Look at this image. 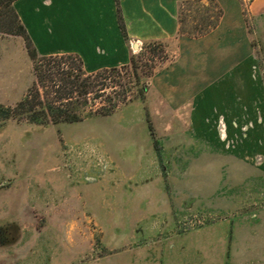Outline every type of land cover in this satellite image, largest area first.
I'll list each match as a JSON object with an SVG mask.
<instances>
[{
    "label": "rangeland",
    "instance_id": "374dc122",
    "mask_svg": "<svg viewBox=\"0 0 264 264\" xmlns=\"http://www.w3.org/2000/svg\"><path fill=\"white\" fill-rule=\"evenodd\" d=\"M212 1L218 3V0L186 3L181 15L189 14V9L191 13L196 7L201 10L212 8ZM250 1L240 0V4L256 56L253 62L258 83L251 96L247 93L250 84L244 87L242 82L244 77L239 80L233 74L231 80L237 102L252 105L248 111L254 112L253 118L228 120L227 126L222 118L216 120V149L187 153L184 176L179 175L173 183L165 182L167 211L163 206L154 205L153 184L150 185L151 197L141 193L133 195L132 192L118 195L117 199L112 196L110 184L114 185L115 180L132 183L127 176L137 173L134 166L149 147L156 145V151L146 157L155 165L153 172L161 171L165 177L167 171H178L180 159L177 155L181 153L171 146L184 143L186 137L163 134L166 121L156 117L153 111L151 114L146 111L144 115V99L138 98L133 101L141 104L122 103L109 115H92L74 122L36 124L17 116L0 117V193H22V179L31 177L40 179L38 187L46 200L65 191L59 187L51 189L53 185L48 179L54 177L58 182L73 185L74 181L92 173L104 186L103 193L101 189L98 192L103 199V209L115 212L112 215L113 231L133 223L150 224L154 228L149 239L166 237L170 244L169 264H183L182 258L188 253L194 257L192 264H264V172L255 166L264 165V11L252 14ZM166 43L162 52L149 57V65L159 68L172 58L173 42ZM31 70L21 37L0 32V104L13 106L24 96L32 81ZM130 80L131 74L124 70L112 79H106L109 86L96 98H93L94 93L90 94L92 97L83 109L95 108L105 101L106 95L117 97V92L132 84ZM144 80L147 85L149 77ZM114 81L117 84L113 85ZM184 122H173L171 129L184 126ZM115 164L123 165L122 173ZM64 219V216L23 219L0 216L5 241L0 242V255L8 250L7 245H13L28 225L53 223L57 227L53 249L55 264H130L125 248L103 246L96 230L88 247L70 250L73 263L64 261L67 252L61 231ZM86 223L90 228L96 227L92 220ZM113 243L119 244L118 241ZM162 255L165 264L166 254ZM2 256L0 264H12ZM36 260L23 264H42L35 263ZM18 262L15 264H22Z\"/></svg>",
    "mask_w": 264,
    "mask_h": 264
},
{
    "label": "crops",
    "instance_id": "0c3cea01",
    "mask_svg": "<svg viewBox=\"0 0 264 264\" xmlns=\"http://www.w3.org/2000/svg\"><path fill=\"white\" fill-rule=\"evenodd\" d=\"M179 1L118 0L127 38L117 22L115 0L13 1L18 17L40 54L71 53L79 57L85 72L125 64L130 52L138 50L143 40H165L169 45L170 41L173 42L172 58L149 78L143 106L147 114L153 111L156 117L166 121L163 134L186 137L184 143L171 146L181 153L177 155L180 159L177 161L178 171H167L165 177L161 171H152L155 165L146 157L154 152L155 145L146 149L134 166L138 174L127 176L132 183L115 180L114 185L110 184L114 199L130 192L151 197L150 185L153 184L154 205L163 206L165 211L169 209L165 182L173 183L179 175L184 176L187 153L216 149V120L222 118L227 126L228 120L253 118L254 112L248 111L252 105L249 107L245 101L236 100L238 96L232 89L233 74L239 80L244 77V87L250 84L247 93L251 96L258 83L253 62L255 55L240 0H218L222 8L218 23L207 33L195 37L178 33L176 12ZM249 11L252 14L263 12L264 0H251ZM134 42L138 45L137 49L132 47ZM132 102L140 103L130 101L125 104ZM178 120L185 121L184 126L173 131L171 125ZM122 166L115 164L119 173L124 168ZM255 166L264 172L263 163ZM91 174L74 181L73 185L58 182L54 177L48 179L53 185L51 189L59 187L65 191L58 197L53 195L46 200L38 187L40 179L24 177L20 187L22 193H0V216L20 219L64 216L61 230L64 234L63 246L67 249L64 261L70 263H73L70 250L88 247L96 230L103 246L125 248L130 264H163V253L166 254L165 264H169L167 253L170 244L166 237L150 240L154 228L150 224L142 226L133 223L113 231L112 215L115 212L113 209L109 211L107 208L109 212L103 209V199L98 195L100 189L103 193V183ZM90 220L96 227L90 228L86 223ZM56 237L57 227L53 223L28 225L21 230L12 247L7 245L8 250L0 256H5L7 263L12 264L18 261L22 264L32 262L34 258L38 259L35 263L55 264L57 260L53 249ZM115 241L119 244L113 243ZM196 254L200 257L199 251ZM193 258L188 253L182 258L183 264H192Z\"/></svg>",
    "mask_w": 264,
    "mask_h": 264
},
{
    "label": "trees",
    "instance_id": "16d2710c",
    "mask_svg": "<svg viewBox=\"0 0 264 264\" xmlns=\"http://www.w3.org/2000/svg\"><path fill=\"white\" fill-rule=\"evenodd\" d=\"M14 0H0V32L14 34L21 37L26 54L31 61L32 81L24 96L13 106L0 104V117L17 116L36 124L60 122H74L92 115H109L119 104L127 103L138 98L144 99L147 89L145 77L157 70L147 62L150 56L158 55L167 45L165 40H143L139 49L130 52L129 60L120 66L104 67L94 72H85L81 60L71 53L40 54L33 44L29 34L17 15L13 6ZM199 0H180L177 4L176 20L178 33L188 36H199L207 33L216 26L222 14V8L216 1H212V8L204 10L196 7L189 14L181 15L184 4ZM118 25L126 37L124 24L118 4L115 0ZM212 9V10H211ZM187 16H190L187 19ZM245 26L246 20L244 17ZM127 38V37H126ZM253 46L252 43H250ZM256 57V56H255ZM160 67V66H159ZM121 70L131 74V85L117 92L116 96H105V101L95 108L83 109L92 97L102 95L109 84L106 79H112ZM117 84L114 81L113 85ZM135 90L132 91V88ZM145 112L146 107L144 106ZM146 114V113H145ZM148 120V116H146ZM0 227V242L4 243V236Z\"/></svg>",
    "mask_w": 264,
    "mask_h": 264
},
{
    "label": "water",
    "instance_id": "95a60500",
    "mask_svg": "<svg viewBox=\"0 0 264 264\" xmlns=\"http://www.w3.org/2000/svg\"><path fill=\"white\" fill-rule=\"evenodd\" d=\"M133 49H137V47H138V45H137V43L136 42H134V44H133Z\"/></svg>",
    "mask_w": 264,
    "mask_h": 264
}]
</instances>
